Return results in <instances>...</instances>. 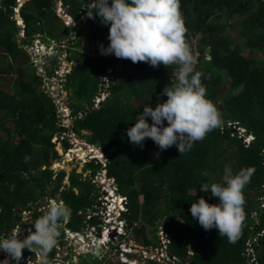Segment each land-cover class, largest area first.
Returning <instances> with one entry per match:
<instances>
[{
  "label": "trees",
  "instance_id": "16d2710c",
  "mask_svg": "<svg viewBox=\"0 0 264 264\" xmlns=\"http://www.w3.org/2000/svg\"><path fill=\"white\" fill-rule=\"evenodd\" d=\"M61 1L71 14L83 11L80 25L89 27L96 44L94 53L82 51L76 37L66 48V59L72 62L62 82L70 109L69 130L102 149L103 167L100 161H86L83 170H91L89 176L102 168L108 172L116 192L125 196L127 213L123 217L128 216L130 234L144 245L156 246V231L161 226L168 240L167 252L183 258L190 250V264H248L245 240L256 236V264H264V208L256 199L262 195L264 183V0H180L186 43L190 33L201 35L194 70L201 73L206 95L222 115L221 126L194 142L186 153H178L175 145L159 150L150 138H145L141 148L128 142L125 131L143 104L154 106L157 99H166L162 89L173 83L169 79L172 64L153 67L145 61L101 54L98 46L108 43V26L83 9L92 0ZM16 5V0H0V235H7L21 220L20 212L29 209L30 202L39 205L38 196H43L49 184L52 194L58 192L57 200L71 208L60 234L63 229L76 232L84 223H96L94 218H85L84 212L94 209L99 193L89 176L81 178L71 170L68 184L63 185L65 171L54 173L49 167L58 157L51 138L64 128L53 98L41 88L42 75L23 46L35 34L44 42L60 41L69 26L55 15L53 0H24L18 7L21 27L15 18ZM20 29L21 38L17 36ZM257 52L263 58L254 56ZM55 62L56 54L50 59L51 64ZM110 67L120 69L103 88L102 75ZM44 69L47 75L54 70ZM100 88L106 95L93 106ZM248 134L252 138L245 143L243 137ZM60 141L68 148L66 139ZM225 165L233 171L254 168L246 184L251 194L243 192L241 233L233 243L215 228L205 230L189 212L197 196L217 202L210 191L201 192L199 182L219 181L212 175L222 174ZM204 170L207 176L201 175ZM253 211L256 218L251 216ZM41 214L32 212L33 217ZM55 251L53 247L42 256L48 262ZM33 253L22 249V257ZM147 263L155 264L153 260Z\"/></svg>",
  "mask_w": 264,
  "mask_h": 264
},
{
  "label": "clouds",
  "instance_id": "9594fccd",
  "mask_svg": "<svg viewBox=\"0 0 264 264\" xmlns=\"http://www.w3.org/2000/svg\"><path fill=\"white\" fill-rule=\"evenodd\" d=\"M93 13L108 26V43L98 46L101 54H113L132 62L145 61L153 67L158 64L177 66L174 82L162 89L166 99H157L154 106L143 104L134 123L125 129L129 143L142 148L145 138H150L159 150L175 145L178 153H186L194 142L221 126L222 115L207 97L201 73L194 70L196 61L184 38L186 28L180 0H92L88 16L92 17ZM253 172L252 166L233 171L230 165H225L219 181H200L201 192L210 191L218 200L210 203L203 196H197L189 205L191 216L205 230L215 228L220 236L230 243L235 242L244 221L242 190ZM201 175L207 176V170ZM116 194L115 197L120 195ZM70 216L68 205L52 200L43 214L31 222L34 230L29 228L27 235L21 237L20 228L0 235V251L6 253L0 264H19L24 248L39 249L46 256L57 243L62 222ZM43 264H47L46 259Z\"/></svg>",
  "mask_w": 264,
  "mask_h": 264
},
{
  "label": "rangeland",
  "instance_id": "374dc122",
  "mask_svg": "<svg viewBox=\"0 0 264 264\" xmlns=\"http://www.w3.org/2000/svg\"><path fill=\"white\" fill-rule=\"evenodd\" d=\"M17 5L14 8L15 11V18L16 22L22 27L23 23L21 18L18 15V7L24 0H16ZM62 1L60 0H53V6H54V12L56 16H61L60 18L63 20V24L66 26H69V31L65 36H63L60 41L56 40H49L47 42H44L41 35L35 34L34 38L32 39L30 44L23 45L27 53L29 54L30 60L32 61L33 65L36 67L37 73L42 75V84L41 88H43L47 93L53 98L54 103L56 105V112H58V121L59 124L68 126L66 127V130H63L59 135L54 134L51 138V140L54 142V148L58 154V157L55 160L50 161L49 167L52 168L54 173H56L57 170L63 169L65 171V175L62 180L63 185H67L69 182L68 175L71 172V170H74L75 173L80 174L81 178H84L86 176L90 175L91 170H83V166L86 161H94L91 156L97 157V161H100L103 167V163L105 161V155L102 151V149L93 143H89L85 137H78L74 133H72L69 130V124L71 118L67 116L68 112V104L65 99L66 91L62 87V82L64 80V74L69 71L70 66L72 62L68 61L66 59L67 51L66 48L68 46H71L72 44V38L78 37L81 40V44L79 49L85 52L94 53L96 44L92 40L93 36L92 33H89V27L87 25H80L79 20L75 18L73 19L70 12L67 11L65 5L60 3ZM58 3H60V7L58 6ZM59 10L57 9L58 7ZM69 15V16H68ZM81 15L79 14V17ZM17 36L20 38L22 37V31L18 32ZM67 36V37H66ZM235 38V35H232ZM69 39V41H67ZM236 39V38H235ZM246 53V50H245ZM56 54V62L54 64L50 63V59L53 55ZM256 57L263 58V54L257 52L254 54ZM264 59V58H263ZM3 63H1L2 65ZM52 67L54 70L50 75H47L44 67ZM120 68H117L116 71H118ZM2 78H0V82H2ZM106 95V93H105ZM67 108V109H66ZM64 110V111H63ZM70 111V109H69ZM9 126H11L10 123H8ZM64 128V127H62ZM233 129L239 130L240 134L243 132L242 128L238 129V126H233ZM67 131V132H66ZM83 134H89L88 130H82ZM60 138H64L68 142V148H64L62 142L60 141ZM81 146V147H79ZM89 146L94 148L95 154H91L89 151ZM80 148L81 150L85 151L87 154L83 158H77L74 155V149ZM73 149V150H72ZM73 151V152H72ZM89 151V152H88ZM100 152V153H99ZM99 154V155H98ZM97 155V156H96ZM43 167V166H42ZM220 173H215L212 175L213 178H216L220 180L221 178ZM52 178L54 179L55 176L53 175ZM89 179L95 183V187L98 190L99 195L97 196V201L102 198V195L107 196V203L100 204L98 207L101 209L100 217L97 218L98 221V227L95 229H91L88 223H84V225L79 229V232L75 234L74 232H68L67 229H63V233L60 234L57 237V243L54 246L56 252L53 256V258L47 262V264H116L118 260H111L113 263H111L109 260V256L106 252H102V254L99 256V258L92 256L93 254V248L91 243V238L95 237L98 233V229L100 230L102 228V225L104 223H99L103 221L102 212H107V209H110L111 214L115 213L113 211V207L116 202L114 200L116 194V186L112 178L106 176L105 169H101L98 172H96L94 175L89 176ZM61 190V188H59ZM58 190V191H59ZM104 190L111 192L110 194H113L112 198L108 196L106 192L104 194L102 193ZM52 185L49 184L45 191L43 196H38L40 198L39 205L37 207L33 206L34 202L32 203L29 209L22 210L20 213L22 214L21 220L16 224L15 229H9L8 234L10 232H13L20 228L19 235L22 237L23 235H27L28 231L22 232L23 227L31 226L32 230H34V227L32 226L31 222H33L36 218L41 216L43 214V210L47 208L48 204L52 200H57L58 192L52 194ZM243 192L250 195L251 192L248 191L247 185L244 186ZM256 199H259V196L256 197ZM60 201V200H57ZM95 207V206H94ZM98 207H96L98 209ZM41 212V215L32 216V212ZM89 210H86L84 212V215L87 216L85 213H88ZM85 222V221H84ZM65 221L62 222L64 224ZM61 224V227H62ZM59 229V232L61 231V228ZM156 234L162 237L161 233V227H157ZM130 237V240H128V245L131 244L132 250H140L139 242L134 236L128 235ZM150 236V234H149ZM163 242V240H160ZM100 250V249H99ZM33 254L29 255V259L26 258V255L21 257L19 264H43V256L39 249H34ZM6 255L3 251H0V259H3V257ZM105 257V259L103 258ZM29 260V261H28ZM122 264V263H121ZM157 264V263H155ZM159 264H165V262H160Z\"/></svg>",
  "mask_w": 264,
  "mask_h": 264
},
{
  "label": "built area",
  "instance_id": "2783aa9c",
  "mask_svg": "<svg viewBox=\"0 0 264 264\" xmlns=\"http://www.w3.org/2000/svg\"><path fill=\"white\" fill-rule=\"evenodd\" d=\"M60 3L63 4V2H60ZM91 5H92V2L89 5L83 7V9H87L86 12L88 13L89 7ZM59 7L57 8L58 10L60 9ZM79 14L81 15L80 17H79ZM74 15L75 16H72L73 19L75 20L76 18L77 20H79L83 15V11L78 10L76 13H74ZM200 37L201 35L198 32L190 33L187 37V44L191 50L192 55L195 57V61H196L195 66L199 62V56H200L199 39ZM195 66H194V69H195ZM176 67L177 66L175 64H172L170 68L169 79L171 82H174V70ZM115 72H116V68L113 69L110 67L106 69V71L102 75L103 88L107 85V81L112 77V75ZM103 88H100L97 94L95 95L93 99V106H97L99 101L104 98L105 91ZM67 116H69V109L67 112ZM230 124L231 123L228 122V125ZM60 126L64 127V130H66L67 129L66 127H68L62 124ZM233 126H236V125L232 124V127ZM239 128L241 127H238V129ZM251 138H252V135L248 134L243 137V141L245 143H249ZM93 157L94 156H91L92 159ZM102 163L104 164V162ZM262 188H263L262 195L259 196L258 200H260V206L264 208V183L262 184ZM102 193L104 194V191ZM110 197L112 198V196ZM117 198L118 199L116 201V204L112 206L113 211H115V213L111 214L110 212H108L110 211V209H107L108 210L107 212H104V213L102 212L103 221L99 223H104V224L102 225V228L100 230L98 229L97 235L91 238V243L94 247L99 246L101 253L106 252L111 259L118 260L116 264H121V263L122 264H148L147 262L149 260H153L157 264H159L160 262H165V264H190L189 262V255L191 254L190 250H187V255L184 256L183 258H178L167 252L166 247H167L168 240L161 226L160 227H161L162 237L156 234L157 235V245L156 246L144 245L143 243L139 242V244H141L139 247L140 250L133 251L132 250L133 246L131 244L128 245V240H130V237L128 235H131L130 234L131 227H130V224L128 226L126 225V220L122 216V213L127 210L125 196L118 195ZM106 199H107V196L102 195V198L99 199L97 203L94 205L95 207L93 206L94 209L89 211L88 213H85L87 215V216L84 215L85 218H94L97 220V218L100 217L99 215L101 214V209L98 207V205L100 206V204L102 203L107 205V203L105 202L107 201ZM96 207H98V209ZM251 216L256 218V213L253 211L251 213ZM15 226L11 229H15ZM89 226L91 229H95L96 227H98V221L95 224H90ZM29 228H31V226H27L26 228L23 227L22 232L27 231ZM9 234H11V232ZM110 234L112 235L110 236ZM95 240L98 242V244ZM160 240H163V242H161ZM255 242H256V236L247 238L245 240L244 252H245V255L249 256L248 264H256V258L254 255V248H253V243Z\"/></svg>",
  "mask_w": 264,
  "mask_h": 264
},
{
  "label": "bare ground",
  "instance_id": "6f19581e",
  "mask_svg": "<svg viewBox=\"0 0 264 264\" xmlns=\"http://www.w3.org/2000/svg\"><path fill=\"white\" fill-rule=\"evenodd\" d=\"M79 147H81V146H79ZM90 148H89V151L92 153V154H95V152H94V148L93 147H91V146H89ZM73 150V149H72ZM88 151V152H89ZM73 152V151H72ZM74 155L77 157V158H83V157H85L86 156V152L85 151H83V150H81L80 148H77V149H74ZM100 153V152H99ZM99 155V154H98ZM97 156V155H96ZM109 192V191H108ZM109 193H111V192H109ZM108 194V193H107ZM115 201H117V197H115ZM119 214V213H118ZM118 214H117V216H118ZM97 242V241H96ZM97 244H98V242H97ZM98 248H99V246H98Z\"/></svg>",
  "mask_w": 264,
  "mask_h": 264
},
{
  "label": "water",
  "instance_id": "95a60500",
  "mask_svg": "<svg viewBox=\"0 0 264 264\" xmlns=\"http://www.w3.org/2000/svg\"><path fill=\"white\" fill-rule=\"evenodd\" d=\"M93 160L96 161L97 158L96 157H93ZM106 175H108V172H106ZM125 213H127V210L125 211ZM130 224V221L128 220V216L126 215V225L128 226ZM112 234H110L111 236ZM96 241V240H95ZM100 254V250L98 248V246H95L94 247V256L95 257H98V255Z\"/></svg>",
  "mask_w": 264,
  "mask_h": 264
},
{
  "label": "flooded vegetation",
  "instance_id": "af4514ba",
  "mask_svg": "<svg viewBox=\"0 0 264 264\" xmlns=\"http://www.w3.org/2000/svg\"><path fill=\"white\" fill-rule=\"evenodd\" d=\"M92 248H93L92 250H93V255H94V246H92ZM55 252H56V251H55ZM55 252H54V254H55ZM54 254H53V256H54ZM101 254H102V253L100 252V254L98 255V257H97V258H99V259H100V257H99V256H100ZM29 255H30V254L26 255V258H28V259H29V258H30V257H29ZM52 258H53V257H52ZM103 258L105 259V257H103ZM109 259H110L109 261H110V262H112L111 260H113V259H111L110 257H109ZM28 261H29V260H28ZM48 262H49V261H48ZM42 263H43V262H42ZM112 263H113V262H112Z\"/></svg>",
  "mask_w": 264,
  "mask_h": 264
}]
</instances>
